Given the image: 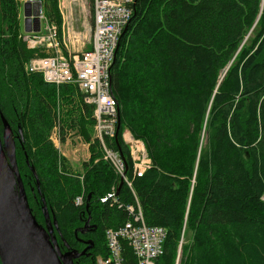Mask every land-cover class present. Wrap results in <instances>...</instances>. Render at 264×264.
<instances>
[{
    "label": "trees",
    "instance_id": "16d2710c",
    "mask_svg": "<svg viewBox=\"0 0 264 264\" xmlns=\"http://www.w3.org/2000/svg\"><path fill=\"white\" fill-rule=\"evenodd\" d=\"M34 1L60 24L58 0ZM19 7L0 0V134L9 128L12 173L65 264L107 258L106 232L137 203L148 226L166 230L156 264H264V0H136L112 67L120 129L105 140L132 188L100 159L94 106L79 88L27 70L48 55L21 40ZM59 96L69 106L78 96L85 112L71 125L93 151L77 174L50 140ZM126 129L152 161L143 177ZM123 247L125 264H137Z\"/></svg>",
    "mask_w": 264,
    "mask_h": 264
},
{
    "label": "built area",
    "instance_id": "2783aa9c",
    "mask_svg": "<svg viewBox=\"0 0 264 264\" xmlns=\"http://www.w3.org/2000/svg\"><path fill=\"white\" fill-rule=\"evenodd\" d=\"M136 0H93L94 26L91 48L81 54L65 57L60 54L61 43L55 26L48 33L41 28L39 33H26L24 41L32 50L45 49L47 57L33 59L27 70L39 73L46 83L62 86L76 85L83 93L86 105L94 106L95 137L101 144L103 159L111 165L130 188L132 182L126 178V164L118 151L107 146L105 140L117 136L119 104L112 93V67L116 60L121 37L133 16ZM50 52L56 55H49ZM123 140L132 160L134 177H143L150 169L152 161L145 143L136 139L129 131L124 132ZM78 197L76 205H82ZM131 218L118 229L106 232L109 255L98 257L97 264H125L123 243L132 250L137 264H155L164 254L166 230L151 227L145 223L139 203L128 206Z\"/></svg>",
    "mask_w": 264,
    "mask_h": 264
},
{
    "label": "rangeland",
    "instance_id": "374dc122",
    "mask_svg": "<svg viewBox=\"0 0 264 264\" xmlns=\"http://www.w3.org/2000/svg\"><path fill=\"white\" fill-rule=\"evenodd\" d=\"M17 1L20 3L18 10V20L22 29L20 38L26 44L27 49L32 50L28 48V43L24 41L26 35L24 32V3L29 0ZM58 8L61 14L60 24H57L48 18L44 12L42 13V29L45 30L42 34H44V32L48 33L49 28L55 26L61 43L60 54L65 57H68L70 54H81L82 52L89 50L91 48L94 26L93 0H58ZM253 38L254 35L250 40ZM39 50L45 52V49L42 47L38 50L36 49L32 51L40 53ZM46 55L48 54L46 53ZM49 55H56V53L54 54V52H50ZM58 99L60 100L56 111V126L51 132L50 140L58 149L60 155L66 160L65 164L71 173L77 174L84 172V164L89 163L92 158V143L90 144V142L86 141V139L80 135L79 131L71 124H73V120L80 118L85 112L82 110V104H80L78 96L71 100L70 106L64 102V99L61 101V96H59ZM93 118L95 120L94 114ZM125 132H128V129H126ZM93 134L95 136V128H93ZM1 137L3 139V136ZM61 138L64 139V141H61ZM3 142L5 152L10 156L14 151V144L9 130H7L6 133L4 132ZM99 157L101 160H104L102 159V155H99ZM99 161L100 160L98 159L95 163H98ZM8 172L13 192L15 191L17 193L18 184L10 167ZM49 225V228H47L49 231H52L51 222H49ZM49 236L50 238L52 237L51 235Z\"/></svg>",
    "mask_w": 264,
    "mask_h": 264
},
{
    "label": "water",
    "instance_id": "95a60500",
    "mask_svg": "<svg viewBox=\"0 0 264 264\" xmlns=\"http://www.w3.org/2000/svg\"><path fill=\"white\" fill-rule=\"evenodd\" d=\"M42 13L43 5L40 1L29 0L24 3L25 33L41 31ZM119 129L120 120L117 133ZM7 130L8 127L5 133ZM3 139L0 134V260L2 264H65L67 254H59L55 248V239L50 238L36 222L21 185H17V193L14 191V195L8 172L14 151L10 156L6 154ZM29 227L32 228V234Z\"/></svg>",
    "mask_w": 264,
    "mask_h": 264
},
{
    "label": "bare ground",
    "instance_id": "6f19581e",
    "mask_svg": "<svg viewBox=\"0 0 264 264\" xmlns=\"http://www.w3.org/2000/svg\"><path fill=\"white\" fill-rule=\"evenodd\" d=\"M86 105V104H85ZM119 133V132H118ZM53 136V135H52ZM81 141V140H80ZM127 178V177H126ZM76 203V202H75ZM84 203V202H83ZM29 229V232L32 234V228H28ZM116 230V229H115ZM106 242H107V240H106ZM109 249V248H108ZM161 257V256H160ZM155 264H156V262H155Z\"/></svg>",
    "mask_w": 264,
    "mask_h": 264
},
{
    "label": "crops",
    "instance_id": "0c3cea01",
    "mask_svg": "<svg viewBox=\"0 0 264 264\" xmlns=\"http://www.w3.org/2000/svg\"><path fill=\"white\" fill-rule=\"evenodd\" d=\"M90 154H91V150H90Z\"/></svg>",
    "mask_w": 264,
    "mask_h": 264
}]
</instances>
